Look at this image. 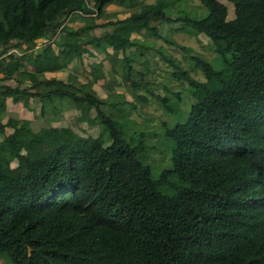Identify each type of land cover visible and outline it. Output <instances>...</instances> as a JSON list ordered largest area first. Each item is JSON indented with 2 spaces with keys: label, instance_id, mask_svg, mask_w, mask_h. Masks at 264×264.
Returning <instances> with one entry per match:
<instances>
[{
  "label": "trees",
  "instance_id": "16d2710c",
  "mask_svg": "<svg viewBox=\"0 0 264 264\" xmlns=\"http://www.w3.org/2000/svg\"><path fill=\"white\" fill-rule=\"evenodd\" d=\"M200 1L203 14L189 17L180 9L172 18L163 0L140 8L138 0H0L2 110L8 113L9 97L29 109L38 99L40 114H53L50 122L67 103L80 111L79 121L100 126L109 142L59 139L46 150L15 154L10 171L0 157V255L14 264H264V0H229L233 19L220 0ZM111 4L134 10L112 20L117 13L107 11ZM105 16L109 20L100 23ZM69 18L84 24L74 28ZM131 21L133 32L155 37H161L159 24L182 21L180 30L212 40L215 60L192 55L194 67L209 77L205 81L166 48L158 50L176 65L173 76L196 98L207 97L206 104L193 102L183 113L172 98L155 94L148 72L134 79L132 62L141 56L135 59L132 49L145 46V55L156 43L116 29ZM109 26L114 29L104 35L91 33ZM42 39L46 46L35 54ZM19 47L23 54L3 56ZM91 49L125 68L137 99L149 102L138 92L143 88L179 116L174 126L164 123L172 154L158 176L143 159L151 149L145 133L140 143L125 136V104L137 105L109 102L94 87L105 78L104 62L90 64L93 77L86 82L47 76L82 62ZM33 135L32 125L19 117L0 120L4 140L25 143Z\"/></svg>",
  "mask_w": 264,
  "mask_h": 264
},
{
  "label": "rangeland",
  "instance_id": "374dc122",
  "mask_svg": "<svg viewBox=\"0 0 264 264\" xmlns=\"http://www.w3.org/2000/svg\"><path fill=\"white\" fill-rule=\"evenodd\" d=\"M157 0H138V5L136 8H140L143 4L156 3ZM167 4H170V10L172 11V18L178 17V10H187V16H199L206 11V7L200 0H163ZM225 3L229 9V19L235 18V5L229 0H220ZM134 8L121 7L116 4H111L107 7V11L110 14L117 13V17H113L112 20L118 18L124 19L132 14ZM99 20L100 23L107 22L109 19ZM71 22L74 28H79L84 24V22L72 21L67 19L66 23ZM136 21H131L129 23L117 25L116 29H127V36L132 35L134 38L144 40L147 36V40L154 41L156 43L154 48H151L145 53V46L137 51L136 48L132 49L135 51L133 56L135 59L141 56L140 60L132 62L133 65V77L141 78L137 72L144 71L146 74V80L150 83L151 87L154 89L155 94L159 96H168L175 101V104L180 105L183 113H186L190 109V105L193 102H201L206 104L208 98L203 96L201 98H196L190 91V86L186 82H180L177 80L173 73L177 70L176 65L166 61L162 54L158 51L161 47L166 48L169 53L174 57L175 61L186 70L190 71L192 76L198 80L205 81L208 80L206 76L200 69L194 67L192 61V55H200L209 60H215L217 58V48H213L212 40L205 34H189L185 30H180L186 26L184 22H163L159 24L161 37H155L152 35H147V31L144 30L142 33L133 32ZM114 27L106 28H96L91 33L98 36L104 35L105 33L112 31ZM174 40L173 44L168 43L165 38ZM16 44V43H14ZM46 46L45 40H39V44L34 48V53L37 54ZM26 48V45L22 46ZM138 47V46H136ZM111 51V49H109ZM131 52V49H129ZM4 47L0 46V54H3ZM25 52L19 48H12L8 53L3 56H8L10 53H15L21 55ZM123 54L120 53V57ZM104 62L103 70L105 72V78L100 79L96 84L95 88L102 98H110L109 102H115L119 100H126L129 102H134L137 107L131 106V104H125L126 112L125 115L129 118L130 122L127 120L128 125L123 126L125 131V136L131 139L136 138V143H140L141 133H145L144 142L147 146H150L149 156L143 157L146 163L150 164L154 169V175L158 176L163 169L170 166V156L171 142L164 135V123L167 122L171 126H174L179 120L178 115L168 114L160 100V97H156L147 93L145 89H140L138 92L141 94H148L149 102L144 103L135 97L133 94L132 85L124 79L125 68L120 64L115 67L114 63L106 58L105 53L100 52L98 49H91L90 53H86L83 57V61L80 60L74 62L65 73L60 75L64 79H70V76H76L80 81L86 82L91 79L92 65L91 63ZM30 68L31 65H28ZM117 68V69H116ZM118 70V71H117ZM145 79V77H144ZM11 85H16V81L12 80L9 82ZM175 93L181 94V99L177 101L174 96ZM111 95V97H109ZM12 98V97H9ZM19 102L12 100L10 102V109L8 113L2 110L0 105V120H4L7 115H13L23 119L25 123L32 125L34 130V135L28 139L25 143H19L15 140H4L0 137V157L4 162V168L6 171L13 170L16 168L17 160L12 159L15 154L19 152H34L39 149L46 150L51 144L59 139L76 140L80 138L87 139H97L101 143L109 142L103 136L102 130L98 125H91L88 122H81L78 120L80 111L73 109L70 105L65 103L61 108V115L59 119H54L48 122L46 119L53 118V114L50 113L47 116L40 114L41 111V101L38 99H31L29 109L27 106H16ZM111 108L109 105L105 106V111H109ZM115 115H121L120 113L114 111ZM93 115H96V111L93 110ZM123 120V119H122ZM123 125V124H122ZM9 133L12 132L11 129L8 130ZM8 161L10 164H8ZM0 264H14V261L7 256V254L0 255Z\"/></svg>",
  "mask_w": 264,
  "mask_h": 264
},
{
  "label": "crops",
  "instance_id": "0c3cea01",
  "mask_svg": "<svg viewBox=\"0 0 264 264\" xmlns=\"http://www.w3.org/2000/svg\"><path fill=\"white\" fill-rule=\"evenodd\" d=\"M65 73V71H60V72H51V73H48L47 74V76L48 77H57V78H60V79H63V80H65L64 79V77H61L60 75H62V74H64ZM66 80H68V79H66ZM95 87V86H94ZM96 89V88H95ZM12 100H13V97L12 98H8L7 99V107H8V110L10 109L9 107H10V102H12ZM16 106H21V107H23L24 105H23V103H18V105H16Z\"/></svg>",
  "mask_w": 264,
  "mask_h": 264
}]
</instances>
